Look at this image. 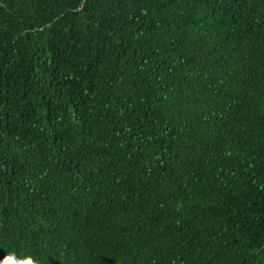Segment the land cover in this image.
<instances>
[{
	"label": "trees",
	"instance_id": "16d2710c",
	"mask_svg": "<svg viewBox=\"0 0 264 264\" xmlns=\"http://www.w3.org/2000/svg\"><path fill=\"white\" fill-rule=\"evenodd\" d=\"M2 254L264 264V0H0Z\"/></svg>",
	"mask_w": 264,
	"mask_h": 264
},
{
	"label": "clouds",
	"instance_id": "9594fccd",
	"mask_svg": "<svg viewBox=\"0 0 264 264\" xmlns=\"http://www.w3.org/2000/svg\"><path fill=\"white\" fill-rule=\"evenodd\" d=\"M21 264H32L31 259H28L26 261H22Z\"/></svg>",
	"mask_w": 264,
	"mask_h": 264
},
{
	"label": "snow or ice",
	"instance_id": "6c2138e0",
	"mask_svg": "<svg viewBox=\"0 0 264 264\" xmlns=\"http://www.w3.org/2000/svg\"><path fill=\"white\" fill-rule=\"evenodd\" d=\"M3 257V254L2 255H0V258H2ZM11 260H9V262H10Z\"/></svg>",
	"mask_w": 264,
	"mask_h": 264
}]
</instances>
